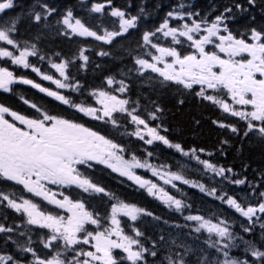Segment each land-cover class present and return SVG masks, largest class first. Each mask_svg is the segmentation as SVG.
Instances as JSON below:
<instances>
[{
  "label": "trees",
  "instance_id": "16d2710c",
  "mask_svg": "<svg viewBox=\"0 0 264 264\" xmlns=\"http://www.w3.org/2000/svg\"><path fill=\"white\" fill-rule=\"evenodd\" d=\"M240 1L248 2H231ZM187 2L24 0L21 4L13 2L10 8L0 12V28L13 31L10 38L15 45L36 51L39 58L51 65L66 61L70 79L79 84L75 94L65 92L70 100L69 107L36 91L21 89L15 97L30 99L47 115L64 118L72 125H82L86 131L105 137L121 148L125 160L147 163L150 169L165 171L187 181L177 185L183 193L182 196L174 195L180 198L177 208L151 195L143 182H132L99 164L85 166L81 173L88 183L87 191L73 188L69 195L85 205L92 219L85 227H79L76 242L69 243L63 239V234H53L50 228L28 225L29 229L23 228L19 233L20 238L13 236L11 242L6 241L4 247H0V256L11 259L9 264H40L36 261L52 264L58 259V253L63 255L62 264H179L180 260V264H221L225 256L220 249H226L234 259L249 264H253V252L260 249V259L264 263V225L251 219L256 214L253 212L264 209L261 208L264 204V124L261 129L259 126L252 129L248 121H240L214 102L202 98L197 89L167 81L138 63L139 59L146 60L150 51L151 45L145 40L172 46L170 39L161 37L159 31L165 24L171 29L178 28L173 18L176 11L184 13V21L189 25L194 20L223 18L221 6L213 8L209 1L202 0V4L190 7ZM250 2L264 7V0ZM97 7L100 10H95ZM113 9L123 12V18L114 17ZM68 17L80 20L86 30L98 37L66 36L69 34L63 21ZM132 20L134 24L130 28L133 29L127 34L114 35L110 42L101 39L103 30L112 34L119 32L122 22L131 23ZM234 24L229 23L237 37L241 36V26L247 31L255 28L248 18L244 24ZM259 27L264 28L263 25ZM176 49L180 54L196 53L184 43L176 45ZM51 70L52 66L48 71L54 76L55 71ZM114 80L124 88L121 100L125 109L117 112L113 121H98L71 109L79 104L81 95H84L85 106H95L94 91L107 90L103 89L107 82ZM115 90L111 92L117 94ZM134 120L150 125L164 140L147 146L144 140L135 137ZM175 148L205 156L207 161L233 174L239 182H232V178L228 182H215L222 191L212 192L210 186L214 183L181 170L169 160ZM136 174L141 179H151L149 171L143 168ZM165 188L171 189V186ZM39 205L43 204L39 202ZM115 205H126L135 212L132 222L122 221L124 226L135 231L126 234L136 256L133 262H128L115 249L99 252L94 243L97 232L110 226L111 209ZM42 210L59 219L67 217L52 208L42 206ZM248 210L252 213L246 217ZM207 221L225 228L223 240L211 238L213 234L205 230L209 226ZM24 223L21 221L22 225ZM88 257L92 261L87 260Z\"/></svg>",
  "mask_w": 264,
  "mask_h": 264
},
{
  "label": "rangeland",
  "instance_id": "374dc122",
  "mask_svg": "<svg viewBox=\"0 0 264 264\" xmlns=\"http://www.w3.org/2000/svg\"><path fill=\"white\" fill-rule=\"evenodd\" d=\"M13 2L21 4L24 0H0V12L10 8ZM95 10H100V7L95 8ZM179 17H181V19ZM173 18L178 28L171 29L169 25H165L159 31L161 37L170 39V44H172V46H161L145 40L146 44L149 43L151 45L150 51L146 54L147 59H139L138 63H141L144 68L146 67L150 70L157 71L159 76L167 81L180 82L186 87H194L197 89L198 95L202 96V98L214 102L225 113L231 114L240 121H248L252 129L256 126H259V129L263 128L261 125L264 124V74L257 73L258 66L254 64L253 57L250 56V53H247L249 58L237 62L236 58L239 56L238 53H240V51L237 52V50L231 46V43L226 40H221L220 42L211 41V36H208L206 42L196 41L190 37V34L199 31V28L195 25L187 24L184 21V13L180 10L175 12ZM63 22L68 34L85 35L80 25L81 21L69 17ZM130 27V21L122 22V31L119 34L125 33ZM12 32L13 31L9 28H0V59L11 63L12 66L26 67L25 62L28 61L33 53L29 50L20 49L19 46L15 45L10 38ZM216 33L217 30H213V34ZM113 35L114 34L103 30L101 39L108 42ZM88 36L98 37L91 34ZM183 43L184 45L187 44V46L192 47L196 53H188L186 55L180 54L176 50V45L181 46ZM210 45L216 47L217 51H210L207 53V47ZM17 51L18 53H16ZM218 52H220L221 55H217ZM52 67L58 70L60 78L57 80L51 78L50 80L42 77V79L53 84L58 82L57 88L61 89V92H58L59 95L55 91H53V93L57 94L55 96L60 100L64 98L63 101L65 104H69V101L65 100L63 91L68 92L71 90L72 86L75 88L76 85H73L72 79L67 76L66 72L68 70V65L65 61H62L59 65H52ZM51 71L54 72L55 70L52 69ZM256 74H259L263 79L258 80V77H255ZM5 76H8L7 72L0 68V79L3 80ZM111 90V85L108 83L107 91L97 92L96 96H94L95 109L93 106L83 107L79 104H75L73 110H75L76 106H80L85 116L93 117L102 122L111 119L113 121L117 112H121L125 108L121 100V94H113ZM42 121L44 123H55L56 119L54 118V121L51 122L50 118L44 115ZM59 127L61 128L60 125ZM133 130L135 137L144 140L147 146L161 143L160 141L162 138L159 137L157 132L148 124H142L134 120ZM68 131L72 135L79 136L83 139L89 157L88 159L85 158L84 162L98 163L122 176L128 177L134 182H143L146 190L150 192L151 195L159 199H164L167 205L179 208L180 198L174 195H183V193L179 191L177 185L187 182L186 180L165 171L150 169L147 163L136 160H125L119 146L100 136L91 134L86 130L81 131L78 130L77 127L69 125ZM163 145L167 146L165 144ZM77 149L80 150V147ZM72 154H75V152ZM169 156V160L176 166L182 168L181 170L192 172L200 179H205L207 182L214 183L210 186L212 192L222 191L215 182H228L230 178H232V182H239L236 181V177L234 178L233 174H229L224 169L217 168L213 163L207 161L205 156L191 154L180 148H175V151ZM77 161L78 160H76V162ZM139 168H143V171L145 169V172L148 170L151 179H141L139 175L136 174ZM51 183L54 184V182ZM78 184L81 186L84 185L82 182H78ZM167 185H170L171 189L165 188ZM169 194H171V196ZM22 204L21 205L28 211L30 204L25 200H23ZM261 208H264V204L261 205ZM255 212L256 214L253 215L251 219H255L253 220L254 222L256 221L264 225V209ZM250 213H252V210H248L246 217H249ZM22 214V218L26 223L35 227L41 226L43 228H50L53 234H63V239L67 240L69 243L72 242V244H74L76 242L75 236L77 228L80 225L79 214L72 212L66 217L67 219H59L51 215H40L36 212H26ZM128 215H130V217H127ZM85 219H87V217H85ZM124 219H129L132 222L135 219L134 209L126 205L113 206L111 209L110 226L97 235L94 243L99 252H106L110 248H116L118 252L123 254L124 259L127 258L128 262H133L136 256L132 252L131 239L126 236L132 229L129 228L130 230L125 232H121L118 229L119 227L127 228L122 224ZM195 219L199 220L200 218L195 217ZM207 222H209V226H207L205 230L213 234L211 238H214V240H223L222 235L225 233V228L222 227V225H216L210 221ZM134 232L135 231L132 230V233ZM20 236L21 235H19V237ZM171 237L177 236L172 235ZM220 253L225 256L221 264H249L242 260L234 259L226 249H220ZM261 255L260 249L253 252V264H264L263 260L260 259ZM62 256V253H58V259L52 262V264H62ZM87 260L92 261V258L88 257ZM96 260L99 261L98 256H96ZM36 262L47 264L44 262ZM178 263L180 264L181 260Z\"/></svg>",
  "mask_w": 264,
  "mask_h": 264
},
{
  "label": "flooded vegetation",
  "instance_id": "af4514ba",
  "mask_svg": "<svg viewBox=\"0 0 264 264\" xmlns=\"http://www.w3.org/2000/svg\"><path fill=\"white\" fill-rule=\"evenodd\" d=\"M187 1L190 7L193 4L198 5L199 2L202 4V0ZM203 1H209L213 8L221 6L224 10L223 18L192 21V25L199 28V31L191 33L190 37L199 42H206L208 36L212 37L211 41L226 40L235 47L237 52L240 51L236 58L237 62L249 58L247 53H250L254 64L258 66L257 73L264 74V28L259 27L260 25L264 26V7H259L250 0L247 3L234 2L235 4L231 2L232 0ZM247 5H250L252 9ZM251 10L254 11L253 14L250 13ZM113 13H115L113 16L118 17V19H122L124 16L123 12L117 9H113ZM245 18L250 19L252 23L254 22L255 28L247 31L241 26V36L237 37L236 32L231 30L229 23H235L233 26H237L238 22L244 24ZM133 24L132 20L131 26ZM213 30H217V33L213 34ZM237 31L239 32V30ZM29 51L33 54L25 62L26 67L12 66L11 63L0 59V68L5 70L8 75L3 79L5 84L0 86L1 248L4 247L6 241L11 242V237H19L23 228L27 229V223L23 220L22 213L36 212L48 216L42 210V206H46L59 212L63 217L69 216L72 212L79 214L80 225L85 224L86 217L85 205L75 201L69 195L71 187H76L78 182H86L81 172L86 166L85 158H89L83 139L68 131L69 125L76 126L58 116L47 115L48 113L41 111L36 103L30 99L15 97V93L21 89L36 91L43 96L58 89V82L53 84L42 79V77L50 80L51 78L59 79L58 70L52 67L55 70V75L49 74L48 70L51 69L52 65L39 58L37 52ZM210 51L216 52V47L208 46L207 53ZM218 54L221 55L220 52ZM68 71L69 68L66 72L69 77ZM255 77H258V80L263 79L259 74H256ZM72 82L76 87L72 86L68 92L75 94L79 89V84L74 79ZM177 84L186 87L180 82ZM191 88L194 89V87ZM115 91L119 94V91ZM83 97L84 95L80 96L79 102L84 100ZM54 100L61 101L59 98ZM44 115L48 116L51 122L55 118L56 122L44 123L42 121ZM77 128L81 131L85 130L82 125ZM78 147L80 150L77 149ZM74 152L75 154H72ZM76 160L78 161L76 162ZM132 182L134 181L132 180ZM23 200L30 204L28 211L22 206ZM39 202L43 205L40 206ZM6 217L9 219L6 220ZM21 221L25 223L22 225ZM118 229L121 232L130 230L123 227ZM0 259L4 260L5 257L0 256ZM3 260H0V264L11 263V259L4 260V263Z\"/></svg>",
  "mask_w": 264,
  "mask_h": 264
},
{
  "label": "water",
  "instance_id": "95a60500",
  "mask_svg": "<svg viewBox=\"0 0 264 264\" xmlns=\"http://www.w3.org/2000/svg\"><path fill=\"white\" fill-rule=\"evenodd\" d=\"M4 84H5L4 81H1V82H0V86H3Z\"/></svg>",
  "mask_w": 264,
  "mask_h": 264
}]
</instances>
